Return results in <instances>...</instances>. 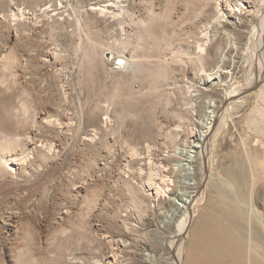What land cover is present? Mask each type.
Instances as JSON below:
<instances>
[{
    "label": "rangeland",
    "instance_id": "obj_1",
    "mask_svg": "<svg viewBox=\"0 0 264 264\" xmlns=\"http://www.w3.org/2000/svg\"><path fill=\"white\" fill-rule=\"evenodd\" d=\"M263 25L264 0H0V264H191L214 209L264 234Z\"/></svg>",
    "mask_w": 264,
    "mask_h": 264
},
{
    "label": "bare ground",
    "instance_id": "obj_2",
    "mask_svg": "<svg viewBox=\"0 0 264 264\" xmlns=\"http://www.w3.org/2000/svg\"><path fill=\"white\" fill-rule=\"evenodd\" d=\"M262 32L264 34V25ZM218 69L219 67H217ZM215 119L216 115L214 112H210L209 123H207V126L205 125L206 130L199 138V141L206 144V137L212 131L211 128L216 121ZM3 138L7 139V136L1 135L0 139ZM198 152L204 153L201 145L187 150L183 156L182 166H187V169H189L190 163L195 160ZM7 170H11V167H7ZM194 197V194L191 195L187 204H190ZM227 197L229 196L227 195ZM223 202L226 205V209L232 208L233 203L230 198H223ZM214 210V215L212 213V215L209 214L202 219L200 218L202 221L200 220L201 222L198 223L193 231L194 241L189 253L191 264H226V260L228 258L232 259L233 257L236 264H264V234L258 232L249 233L250 228L245 227L247 224L246 221L245 225L242 224L244 219L241 217H244V215L241 212H239L240 214L238 216L225 209ZM246 239L257 241L259 246L254 247L250 245V243L246 242Z\"/></svg>",
    "mask_w": 264,
    "mask_h": 264
}]
</instances>
